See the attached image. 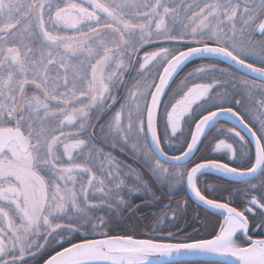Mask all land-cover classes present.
<instances>
[{"label":"snow or ice","instance_id":"snow-or-ice-1","mask_svg":"<svg viewBox=\"0 0 264 264\" xmlns=\"http://www.w3.org/2000/svg\"><path fill=\"white\" fill-rule=\"evenodd\" d=\"M0 264H264V0H0Z\"/></svg>","mask_w":264,"mask_h":264},{"label":"trees","instance_id":"trees-1","mask_svg":"<svg viewBox=\"0 0 264 264\" xmlns=\"http://www.w3.org/2000/svg\"><path fill=\"white\" fill-rule=\"evenodd\" d=\"M198 62H201V61H198ZM191 67H192V64H189V65L184 69V71H182V72L179 74L178 79L181 78V76L183 75V73H184L185 71H187L188 69H190ZM204 151H205V150L202 149L200 152L196 153L195 156H194V159H198V158H200L201 156H203ZM143 213H144V214H150V213H151V209H150V208H144V209H143ZM196 223H199V221H197ZM188 230L190 231L191 228H189Z\"/></svg>","mask_w":264,"mask_h":264},{"label":"rangeland","instance_id":"rangeland-1","mask_svg":"<svg viewBox=\"0 0 264 264\" xmlns=\"http://www.w3.org/2000/svg\"><path fill=\"white\" fill-rule=\"evenodd\" d=\"M193 66V65H192ZM191 69V68H190ZM190 69H188L187 71H189ZM187 71H185L184 73H183V75L181 76V78L185 75V73L187 72ZM208 153L206 152V151H204V153H203V156L204 155H207Z\"/></svg>","mask_w":264,"mask_h":264},{"label":"flooded vegetation","instance_id":"flooded-vegetation-1","mask_svg":"<svg viewBox=\"0 0 264 264\" xmlns=\"http://www.w3.org/2000/svg\"><path fill=\"white\" fill-rule=\"evenodd\" d=\"M230 126V125H229Z\"/></svg>","mask_w":264,"mask_h":264}]
</instances>
